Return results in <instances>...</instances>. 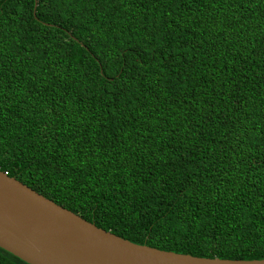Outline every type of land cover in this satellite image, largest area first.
<instances>
[{"label": "trees", "instance_id": "obj_1", "mask_svg": "<svg viewBox=\"0 0 264 264\" xmlns=\"http://www.w3.org/2000/svg\"><path fill=\"white\" fill-rule=\"evenodd\" d=\"M0 171L134 244L264 260V0H0Z\"/></svg>", "mask_w": 264, "mask_h": 264}, {"label": "water", "instance_id": "obj_2", "mask_svg": "<svg viewBox=\"0 0 264 264\" xmlns=\"http://www.w3.org/2000/svg\"><path fill=\"white\" fill-rule=\"evenodd\" d=\"M0 248L26 264H264L200 258L134 244L0 171Z\"/></svg>", "mask_w": 264, "mask_h": 264}, {"label": "built area", "instance_id": "obj_3", "mask_svg": "<svg viewBox=\"0 0 264 264\" xmlns=\"http://www.w3.org/2000/svg\"><path fill=\"white\" fill-rule=\"evenodd\" d=\"M6 174V173H5Z\"/></svg>", "mask_w": 264, "mask_h": 264}, {"label": "clouds", "instance_id": "obj_4", "mask_svg": "<svg viewBox=\"0 0 264 264\" xmlns=\"http://www.w3.org/2000/svg\"><path fill=\"white\" fill-rule=\"evenodd\" d=\"M7 174V173H6Z\"/></svg>", "mask_w": 264, "mask_h": 264}]
</instances>
